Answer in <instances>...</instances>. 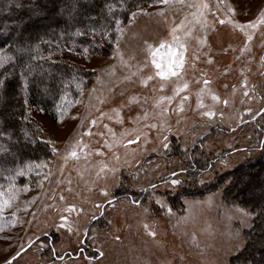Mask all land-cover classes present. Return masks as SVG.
<instances>
[{
  "label": "rangeland",
  "instance_id": "obj_1",
  "mask_svg": "<svg viewBox=\"0 0 264 264\" xmlns=\"http://www.w3.org/2000/svg\"><path fill=\"white\" fill-rule=\"evenodd\" d=\"M192 3L209 5L199 10L206 26L197 23ZM261 12L264 0L141 6L116 33L108 55L79 60L94 77L57 118L29 107L50 158L32 165L24 183L3 188L7 192L12 186L16 198L0 214V264H233L252 215L225 204L220 190L183 199L177 209L167 197L187 180L177 146L185 153L201 142L199 152L219 157L198 178V186L264 155V25L248 30L249 41L240 29L219 22L246 24ZM182 22L176 32L186 45L181 76L162 81L154 76L148 45L171 42L172 29ZM148 75L154 78L142 82ZM185 82V91L157 107L161 97L173 96ZM202 90L206 107L198 108ZM183 96L188 100L180 111ZM209 109L215 112L211 119L202 115ZM77 144L78 158H72L70 145ZM257 171L247 168L249 179L264 178ZM170 175L168 183L159 184ZM173 179L182 183L173 186ZM157 199L164 200L163 208ZM71 207L75 210L68 211ZM169 207L174 215L167 214Z\"/></svg>",
  "mask_w": 264,
  "mask_h": 264
},
{
  "label": "trees",
  "instance_id": "obj_2",
  "mask_svg": "<svg viewBox=\"0 0 264 264\" xmlns=\"http://www.w3.org/2000/svg\"><path fill=\"white\" fill-rule=\"evenodd\" d=\"M157 1L0 0V50L14 58L0 68V80L4 81L0 87L2 188L24 183L32 165L50 158V148L40 139L29 107L50 119L57 118L94 77V72L79 64V60L108 55L117 33L115 21H121L122 27L137 8ZM260 133L263 136L264 129ZM200 145L198 142L185 153L179 152L177 146L176 156L187 166L182 171L187 180L167 197L171 207H181L183 199L222 191L225 204L238 206L252 215L250 227L244 232V248L231 262L264 264V214H259L264 209V189L259 188L264 178L249 179L246 172L247 168L256 167V174L261 172L264 176V155L198 186V178L219 158L199 152ZM17 170L24 175L18 176ZM172 177H165L159 184ZM239 183L244 187L249 184L250 188L239 189Z\"/></svg>",
  "mask_w": 264,
  "mask_h": 264
},
{
  "label": "snow or ice",
  "instance_id": "obj_3",
  "mask_svg": "<svg viewBox=\"0 0 264 264\" xmlns=\"http://www.w3.org/2000/svg\"><path fill=\"white\" fill-rule=\"evenodd\" d=\"M160 3H163L165 5L171 4L173 2H177L180 4L184 3V0H159ZM189 7L192 8H196L198 10L197 13H193L194 18H197V23H203L205 26L207 25V21L203 20V12L199 11L200 9L203 10H207L209 8V5L207 3H192L190 5H188ZM230 11H233L230 9ZM159 15H164L163 12L159 13ZM133 16H135V13H133ZM221 24L224 23H230L232 24V26L234 28H238L240 29L242 32L245 33V35L247 36V39L250 41L252 39V35L248 32V30L252 29H256L261 25H264V12H261L259 14V17L251 22H248L246 24H240V23H235L232 20H220L219 21ZM121 21L117 20L115 21V26H116V31L117 33L121 32ZM183 22L181 23V25L174 27L172 29V39L171 42H161L158 48H153L152 45H148V51L150 54V63L151 65L155 68V73L154 76L155 77H159L162 81H168L171 78H177L179 79L181 76V72L183 70L184 67V63H185V52H186V45L184 43V38L181 36L176 35V32L179 30V28H183ZM78 35L80 33H77ZM186 35H190V33H187ZM117 42H118V38H117ZM162 49H166V55H161V50ZM85 52L88 51V49L84 50ZM159 57V59H158ZM13 56L10 55H5L3 50H0V68H4L5 66V61H13ZM29 70H31V64L28 65ZM23 75V73H22ZM153 75H148L144 81L145 82L147 80H152L154 78ZM209 83V81L205 80L204 84L207 86ZM4 84L3 80H0V87H2ZM188 88V84L185 82L182 85H177L173 92L174 95L171 97H161L158 101H157V107H159L165 100H167L169 103L175 98L176 95H179L181 92L185 91ZM161 90H163V88H161ZM203 94H204V90H202L201 92L197 93V106L198 108H205L206 105L203 103ZM245 95H247V92H245ZM211 99L216 102L219 100V97L216 96L215 94H211ZM188 100L187 96H183L181 99V104L179 107L180 111H183V102ZM228 101L225 100L224 104L227 105ZM202 115L208 117L209 119L213 118L215 116V112L211 109L204 111L202 113ZM147 114H145V118H146ZM221 116H223V113H221ZM139 119V117L137 118ZM122 123L121 121H118ZM93 124L96 123V121H92ZM151 127H155V125H150ZM109 131L111 132V129H109ZM90 134V133H89ZM122 135H131L130 132H125ZM138 139V137H137ZM166 139V138H165ZM136 140H132L130 139L128 141V143H135ZM80 145H70V147L72 148V151L70 152V156L72 158H78V154L76 151V148H78ZM108 147H111V145H108ZM164 147H167V144L164 145ZM53 152H55V149H53ZM98 154H102V153H98ZM67 158V157H66ZM118 159V157H117ZM37 167H39V165H37ZM16 174L18 176H23L24 172L17 170ZM175 175V174H174ZM165 183H168V181H165ZM182 182L179 179H173L171 181V184L173 186L175 185H179ZM157 185L153 184L151 185V188L153 189V193L155 194V190L157 189ZM14 188L12 186L9 187V189L7 190V192H5L2 188V186H0V214L3 213V211L5 210V208L10 207L12 204V201L16 198L15 194H14ZM141 191H147V189H141ZM105 195H107V193H105ZM61 199H63V197H61ZM156 203L158 205H160L162 208L164 207V200L163 199H157ZM187 203V201H186ZM74 207H71L68 209V211H74ZM147 211V209H146ZM238 211H240L242 213L243 216L247 217L250 215L249 212L244 211L243 209H238ZM167 214L168 215H174V213H172L171 208L169 207L167 209ZM259 214H264V209L261 210V213ZM15 215V214H14ZM4 217L2 215H0V220H3ZM185 219H187V217H185ZM62 226V225H61ZM145 227H147V225H145ZM0 230H2V227H0ZM151 235H155V233H150ZM234 238H239V233H235L234 234ZM101 255H103V253H101Z\"/></svg>",
  "mask_w": 264,
  "mask_h": 264
},
{
  "label": "water",
  "instance_id": "obj_4",
  "mask_svg": "<svg viewBox=\"0 0 264 264\" xmlns=\"http://www.w3.org/2000/svg\"><path fill=\"white\" fill-rule=\"evenodd\" d=\"M25 249L21 250L18 254H16L13 258H11L8 262L10 263L13 259H15L20 253H22Z\"/></svg>",
  "mask_w": 264,
  "mask_h": 264
}]
</instances>
